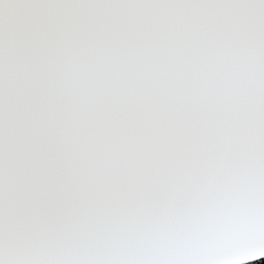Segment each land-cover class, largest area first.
<instances>
[{"label":"snow or ice","instance_id":"1","mask_svg":"<svg viewBox=\"0 0 264 264\" xmlns=\"http://www.w3.org/2000/svg\"><path fill=\"white\" fill-rule=\"evenodd\" d=\"M264 257V0H0V264Z\"/></svg>","mask_w":264,"mask_h":264},{"label":"water","instance_id":"2","mask_svg":"<svg viewBox=\"0 0 264 264\" xmlns=\"http://www.w3.org/2000/svg\"><path fill=\"white\" fill-rule=\"evenodd\" d=\"M259 260H264V257H260V258L255 259V260L247 261L246 264H249V263H255L256 261H259Z\"/></svg>","mask_w":264,"mask_h":264},{"label":"trees","instance_id":"3","mask_svg":"<svg viewBox=\"0 0 264 264\" xmlns=\"http://www.w3.org/2000/svg\"><path fill=\"white\" fill-rule=\"evenodd\" d=\"M249 264H264V260L256 261L255 263H249Z\"/></svg>","mask_w":264,"mask_h":264}]
</instances>
